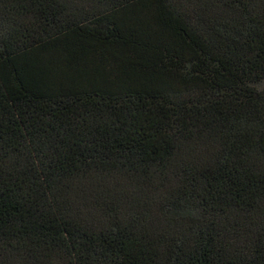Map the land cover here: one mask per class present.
Returning a JSON list of instances; mask_svg holds the SVG:
<instances>
[{
	"label": "trees",
	"instance_id": "16d2710c",
	"mask_svg": "<svg viewBox=\"0 0 264 264\" xmlns=\"http://www.w3.org/2000/svg\"><path fill=\"white\" fill-rule=\"evenodd\" d=\"M0 264H264V0H0Z\"/></svg>",
	"mask_w": 264,
	"mask_h": 264
}]
</instances>
